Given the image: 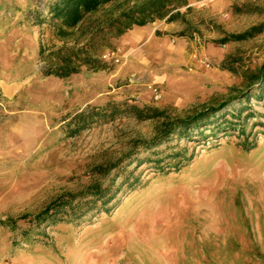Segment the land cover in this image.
Masks as SVG:
<instances>
[{
	"label": "rangeland",
	"instance_id": "rangeland-1",
	"mask_svg": "<svg viewBox=\"0 0 264 264\" xmlns=\"http://www.w3.org/2000/svg\"><path fill=\"white\" fill-rule=\"evenodd\" d=\"M52 1L0 0V264H264V27L212 41L264 26V0H190L192 37L134 26L94 43L106 68L64 78L42 72L73 44L52 33ZM124 101L204 117L166 137L161 117L125 112L73 132Z\"/></svg>",
	"mask_w": 264,
	"mask_h": 264
},
{
	"label": "trees",
	"instance_id": "trees-1",
	"mask_svg": "<svg viewBox=\"0 0 264 264\" xmlns=\"http://www.w3.org/2000/svg\"><path fill=\"white\" fill-rule=\"evenodd\" d=\"M190 0H125L118 3L117 0H53L49 5L50 22L52 33L64 40L72 38V45H62L56 50L50 52L48 64L42 70L44 75H53L55 77H68L80 71L82 66L97 71L106 68V63L95 56L96 49L93 45L96 41L107 44L110 38L122 36L134 26H143L155 20H164L165 22L179 21L185 24L184 28L178 32V36L192 37L193 32L190 28V22L186 17L189 10ZM112 4L110 8L106 5ZM184 8L186 12L181 9ZM240 9V8H238ZM263 24L253 25L243 32L228 34L219 40H212L218 43L230 41L245 40L253 37L263 30ZM221 67L234 71L232 64L223 60ZM255 75L261 79L264 76V63L257 69ZM125 112L133 117L144 120L161 117L163 119L161 137H166L174 132L178 127L185 128L204 113L189 117L170 118L163 110L149 105H138L134 102H109L104 107L92 110L90 113H79L73 118L74 131H78L88 125L90 122L101 118H114V116ZM72 132V131H71ZM111 166H116L112 163ZM88 195H92V206L95 202L101 201L102 204L108 201L105 198L107 192H102L99 184H91ZM68 197L60 198V204L70 201ZM90 201L81 205L84 210L71 215L79 218L90 209ZM57 206L54 203L46 206L37 216L46 217L57 212ZM60 216L59 219H65ZM56 219V218H54Z\"/></svg>",
	"mask_w": 264,
	"mask_h": 264
},
{
	"label": "built area",
	"instance_id": "built-area-1",
	"mask_svg": "<svg viewBox=\"0 0 264 264\" xmlns=\"http://www.w3.org/2000/svg\"><path fill=\"white\" fill-rule=\"evenodd\" d=\"M110 55H112L111 53H106V54H104L103 55V57H107V56H110ZM116 61H117V59H115ZM160 97V94L157 92V91H155L154 92V98H159Z\"/></svg>",
	"mask_w": 264,
	"mask_h": 264
},
{
	"label": "crops",
	"instance_id": "crops-1",
	"mask_svg": "<svg viewBox=\"0 0 264 264\" xmlns=\"http://www.w3.org/2000/svg\"><path fill=\"white\" fill-rule=\"evenodd\" d=\"M129 37V36H128ZM125 39H127V38H125ZM129 41H130V39H129Z\"/></svg>",
	"mask_w": 264,
	"mask_h": 264
}]
</instances>
